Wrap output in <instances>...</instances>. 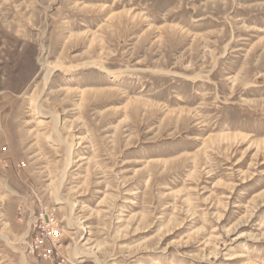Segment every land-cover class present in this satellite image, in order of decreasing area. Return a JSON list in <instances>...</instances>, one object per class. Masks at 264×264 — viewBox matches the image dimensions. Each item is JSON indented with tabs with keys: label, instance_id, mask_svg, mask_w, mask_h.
Instances as JSON below:
<instances>
[{
	"label": "rangeland",
	"instance_id": "1",
	"mask_svg": "<svg viewBox=\"0 0 264 264\" xmlns=\"http://www.w3.org/2000/svg\"><path fill=\"white\" fill-rule=\"evenodd\" d=\"M47 215L72 264H264V0H0V264Z\"/></svg>",
	"mask_w": 264,
	"mask_h": 264
},
{
	"label": "built area",
	"instance_id": "2",
	"mask_svg": "<svg viewBox=\"0 0 264 264\" xmlns=\"http://www.w3.org/2000/svg\"><path fill=\"white\" fill-rule=\"evenodd\" d=\"M44 223L36 225L31 243L27 245L29 253H38L44 260L51 264H72L71 261L62 255L61 233L57 222L53 217L47 215Z\"/></svg>",
	"mask_w": 264,
	"mask_h": 264
},
{
	"label": "bare ground",
	"instance_id": "3",
	"mask_svg": "<svg viewBox=\"0 0 264 264\" xmlns=\"http://www.w3.org/2000/svg\"><path fill=\"white\" fill-rule=\"evenodd\" d=\"M47 78H49V76H50V73L48 72L47 74ZM158 262H155V264H157Z\"/></svg>",
	"mask_w": 264,
	"mask_h": 264
}]
</instances>
